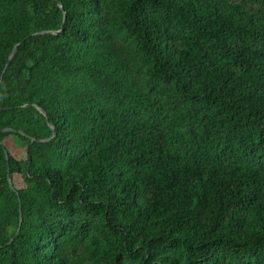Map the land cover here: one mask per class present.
<instances>
[{"label": "trees", "instance_id": "16d2710c", "mask_svg": "<svg viewBox=\"0 0 264 264\" xmlns=\"http://www.w3.org/2000/svg\"><path fill=\"white\" fill-rule=\"evenodd\" d=\"M0 264H264V0H0Z\"/></svg>", "mask_w": 264, "mask_h": 264}, {"label": "rangeland", "instance_id": "374dc122", "mask_svg": "<svg viewBox=\"0 0 264 264\" xmlns=\"http://www.w3.org/2000/svg\"><path fill=\"white\" fill-rule=\"evenodd\" d=\"M10 143L12 148L18 147L20 145L19 142L13 138L11 139Z\"/></svg>", "mask_w": 264, "mask_h": 264}, {"label": "water", "instance_id": "95a60500", "mask_svg": "<svg viewBox=\"0 0 264 264\" xmlns=\"http://www.w3.org/2000/svg\"><path fill=\"white\" fill-rule=\"evenodd\" d=\"M13 56H14V53H12V55H11V57H10V59H9V61H8V64H7V65H9V64H10V62H11V60H12Z\"/></svg>", "mask_w": 264, "mask_h": 264}]
</instances>
